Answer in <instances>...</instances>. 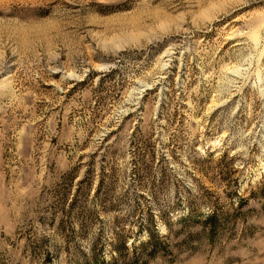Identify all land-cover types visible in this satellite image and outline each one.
Returning <instances> with one entry per match:
<instances>
[{
	"label": "rangeland",
	"instance_id": "obj_1",
	"mask_svg": "<svg viewBox=\"0 0 264 264\" xmlns=\"http://www.w3.org/2000/svg\"><path fill=\"white\" fill-rule=\"evenodd\" d=\"M149 224L135 264H264V0H0V264Z\"/></svg>",
	"mask_w": 264,
	"mask_h": 264
},
{
	"label": "trees",
	"instance_id": "obj_2",
	"mask_svg": "<svg viewBox=\"0 0 264 264\" xmlns=\"http://www.w3.org/2000/svg\"><path fill=\"white\" fill-rule=\"evenodd\" d=\"M204 220L207 222L205 230H212L214 227V215L212 213H207L204 215ZM149 222V221H148ZM141 228V232L145 231L147 238L144 241H139L136 245L134 243L127 245L126 238L123 235H115L113 241L109 243L108 251L110 253L109 258L103 260L102 250L96 247V242H94L92 248L90 249V261H83L76 264H89L90 262L96 263V258H101L106 264H116L120 262L121 264H135L140 260L139 251H144L147 255H153L155 252L163 248L164 236L160 235L155 227V225L149 224L147 227L144 225ZM128 255V256H127ZM101 256V257H100ZM142 260V259H141Z\"/></svg>",
	"mask_w": 264,
	"mask_h": 264
}]
</instances>
